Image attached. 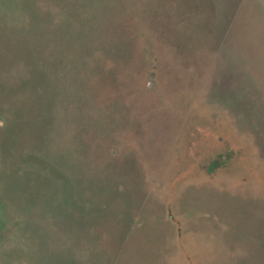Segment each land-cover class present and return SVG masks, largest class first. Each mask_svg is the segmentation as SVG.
I'll return each mask as SVG.
<instances>
[{"label": "rangeland", "instance_id": "1", "mask_svg": "<svg viewBox=\"0 0 264 264\" xmlns=\"http://www.w3.org/2000/svg\"><path fill=\"white\" fill-rule=\"evenodd\" d=\"M0 264H264V0H0Z\"/></svg>", "mask_w": 264, "mask_h": 264}, {"label": "trees", "instance_id": "2", "mask_svg": "<svg viewBox=\"0 0 264 264\" xmlns=\"http://www.w3.org/2000/svg\"><path fill=\"white\" fill-rule=\"evenodd\" d=\"M213 167H214V166H213ZM213 167H212V168H213Z\"/></svg>", "mask_w": 264, "mask_h": 264}]
</instances>
